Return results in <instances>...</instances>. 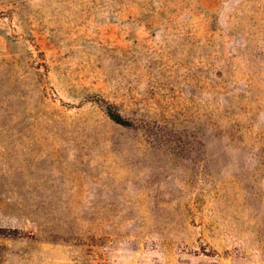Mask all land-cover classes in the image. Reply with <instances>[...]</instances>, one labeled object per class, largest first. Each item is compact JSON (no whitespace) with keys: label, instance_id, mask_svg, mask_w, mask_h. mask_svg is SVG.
Masks as SVG:
<instances>
[{"label":"rangeland","instance_id":"1","mask_svg":"<svg viewBox=\"0 0 264 264\" xmlns=\"http://www.w3.org/2000/svg\"><path fill=\"white\" fill-rule=\"evenodd\" d=\"M0 264H264V0H0Z\"/></svg>","mask_w":264,"mask_h":264}]
</instances>
